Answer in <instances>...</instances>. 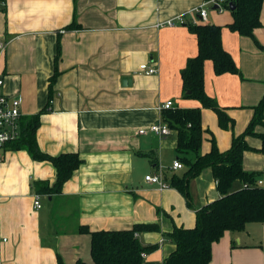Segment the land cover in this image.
Here are the masks:
<instances>
[{
    "label": "crops",
    "instance_id": "crops-1",
    "mask_svg": "<svg viewBox=\"0 0 264 264\" xmlns=\"http://www.w3.org/2000/svg\"><path fill=\"white\" fill-rule=\"evenodd\" d=\"M202 1L0 0V39L7 42L0 57L3 93L20 97V121L30 117L46 107L56 68L36 141L50 156L77 153L82 160L61 193L38 195L41 208L35 209L33 184L52 186L56 171L47 161L32 160L25 150L5 147L0 162V264H58V257L63 264H93L90 235L80 233V227L122 231L137 224L159 229L136 234L147 248L142 264H163L175 250L166 235L174 227H194L196 211L220 197L210 168L189 181V202L174 188L159 190L145 183L147 175L169 179L181 176L186 167L176 152V131L170 129L163 137L138 133L162 121L157 108L167 101L181 109L200 106L182 97L181 71L198 53L197 38L188 27L192 16H186L188 25H156ZM259 20L253 38L229 30V9L210 7L201 22L221 27L222 46L239 70L237 75H216L212 62L204 63V92L231 122L222 128L215 112L201 109V155L210 151L212 139L221 152L228 150L264 98V0ZM71 24L77 26L68 28ZM142 64L157 72L144 75ZM255 132L264 133V126H256ZM246 142L253 149L261 147L258 138L246 137ZM175 160L182 169H172ZM242 166L264 176V155L246 151ZM209 264H264V224L225 232L212 245Z\"/></svg>",
    "mask_w": 264,
    "mask_h": 264
},
{
    "label": "trees",
    "instance_id": "trees-1",
    "mask_svg": "<svg viewBox=\"0 0 264 264\" xmlns=\"http://www.w3.org/2000/svg\"><path fill=\"white\" fill-rule=\"evenodd\" d=\"M263 0H233L225 9H229L232 22L228 28L239 35L253 38V32L261 26L259 16ZM233 6L232 9L230 7ZM71 24L68 28L76 27ZM197 38L198 53L187 60L181 71L182 97L197 101L196 108H171L162 111V120L169 129L177 132L176 152L186 167L181 176L165 177L171 188L176 189L189 202L188 183L205 168H210L216 181L220 197L196 211L194 227L189 229L174 227L167 234L174 243L175 250L163 264H209L212 245L218 242L225 232H242L250 223L264 224V186L257 185L261 176L257 172H247L242 166L243 153L253 151L264 155V133H256V126H264V98L254 107V115L244 131L233 136L228 150L221 152L215 141L211 140L210 151L199 154L203 142L201 109H209L217 115L218 124L227 128L231 119L214 99L207 96L203 89V67L205 61L212 62L216 75L225 73L239 74L233 59L221 43V27L213 24L188 25ZM59 53V47H58ZM57 63V58H55ZM58 72L55 68L49 79V98L46 107L38 113L20 121V135L6 144L11 151L25 150L34 161H47L56 171V180L52 186L46 182L33 184L37 195L51 197L60 194L62 187L82 164L77 153H64L50 156L43 153L36 141V131L40 125V116L45 114L52 98V84ZM246 137H255L261 141L259 149L251 148ZM192 155V158H187ZM182 156V157H181ZM236 184L240 187L235 188ZM156 224H137L129 230L90 232L80 227V233L90 235V256L93 264H142L143 247L136 234L157 231ZM58 264H63L58 257ZM75 264H86L78 260Z\"/></svg>",
    "mask_w": 264,
    "mask_h": 264
},
{
    "label": "built area",
    "instance_id": "built-area-1",
    "mask_svg": "<svg viewBox=\"0 0 264 264\" xmlns=\"http://www.w3.org/2000/svg\"><path fill=\"white\" fill-rule=\"evenodd\" d=\"M233 0H203L202 3L187 13L179 14L173 19H169L162 23H158L157 27H172L174 25H188L187 15L192 16V24H198L206 21V16L210 7H214L218 11H223L225 7L231 4ZM191 24V23H190ZM7 42L0 39V57L5 52ZM139 70L144 75H153L157 71L146 64L139 66ZM4 85L3 78L0 76V162L3 157V151L7 143L15 141L20 135V106L21 99L18 95H7L3 93L2 87ZM173 108V102L167 101L166 103L158 106L159 111ZM139 134H152L157 137H163L170 133V129L167 124L162 120L149 125L147 128L139 129ZM183 165L179 160H175L172 165V169H182ZM144 181L147 184L158 187L159 190L169 189V185L164 181L161 174L147 175L144 177ZM258 186H264V176H260L257 179ZM33 206L35 209L41 208V203L38 195L34 197ZM141 257H145V253L140 254Z\"/></svg>",
    "mask_w": 264,
    "mask_h": 264
},
{
    "label": "rangeland",
    "instance_id": "rangeland-1",
    "mask_svg": "<svg viewBox=\"0 0 264 264\" xmlns=\"http://www.w3.org/2000/svg\"><path fill=\"white\" fill-rule=\"evenodd\" d=\"M175 131V130H174ZM173 165V164H172ZM167 183V182H166ZM168 184V183H167ZM169 185V184H168ZM169 188H171L170 186H169ZM41 203V202H40ZM46 201L45 200H43V203L42 204H44V205H46ZM56 226V224H54V225H52V227L54 228ZM142 258V257H141Z\"/></svg>",
    "mask_w": 264,
    "mask_h": 264
},
{
    "label": "water",
    "instance_id": "water-1",
    "mask_svg": "<svg viewBox=\"0 0 264 264\" xmlns=\"http://www.w3.org/2000/svg\"><path fill=\"white\" fill-rule=\"evenodd\" d=\"M232 8H233V6L230 7V9H232Z\"/></svg>",
    "mask_w": 264,
    "mask_h": 264
}]
</instances>
